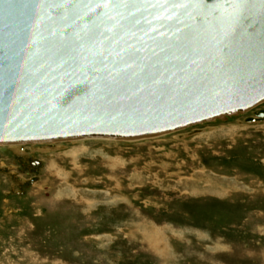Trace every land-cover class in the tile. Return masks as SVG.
<instances>
[{
    "label": "water",
    "instance_id": "obj_1",
    "mask_svg": "<svg viewBox=\"0 0 264 264\" xmlns=\"http://www.w3.org/2000/svg\"><path fill=\"white\" fill-rule=\"evenodd\" d=\"M262 102L264 0H0V145L143 138Z\"/></svg>",
    "mask_w": 264,
    "mask_h": 264
},
{
    "label": "rangeland",
    "instance_id": "obj_2",
    "mask_svg": "<svg viewBox=\"0 0 264 264\" xmlns=\"http://www.w3.org/2000/svg\"><path fill=\"white\" fill-rule=\"evenodd\" d=\"M263 109L136 142L0 146V264H264Z\"/></svg>",
    "mask_w": 264,
    "mask_h": 264
},
{
    "label": "bare ground",
    "instance_id": "obj_3",
    "mask_svg": "<svg viewBox=\"0 0 264 264\" xmlns=\"http://www.w3.org/2000/svg\"><path fill=\"white\" fill-rule=\"evenodd\" d=\"M166 133H162V134H157V135H152V136H147V137H143V138H136V139H127V141H137V140H143V139H146V138H154L155 139V137H162V136H164ZM93 139H103V141L105 140H122V141H126L125 139H112V138H80V139H72L71 141H78V140H93ZM61 141H66V140H61ZM54 142H59V141H44V142H40V144H43L44 143V145H42L41 147H40V149L39 150H41L42 148L44 149V148H46L47 146H49V145H45V143H54ZM25 144H27V143H25ZM29 144H32L30 147H31V151H33V144H35V143H29ZM36 144H38V143H36ZM23 144H10V145H0V146H13V147H15V148H18V147H21ZM20 149V148H19Z\"/></svg>",
    "mask_w": 264,
    "mask_h": 264
}]
</instances>
